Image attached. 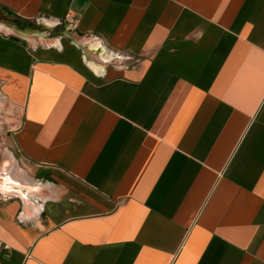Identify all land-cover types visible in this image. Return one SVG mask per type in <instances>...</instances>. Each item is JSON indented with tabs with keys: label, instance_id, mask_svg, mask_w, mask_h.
<instances>
[{
	"label": "crops",
	"instance_id": "1",
	"mask_svg": "<svg viewBox=\"0 0 264 264\" xmlns=\"http://www.w3.org/2000/svg\"><path fill=\"white\" fill-rule=\"evenodd\" d=\"M0 25V264H264V0H0Z\"/></svg>",
	"mask_w": 264,
	"mask_h": 264
},
{
	"label": "rangeland",
	"instance_id": "2",
	"mask_svg": "<svg viewBox=\"0 0 264 264\" xmlns=\"http://www.w3.org/2000/svg\"><path fill=\"white\" fill-rule=\"evenodd\" d=\"M5 111L0 113V163L1 159L3 158L2 156L4 155V149L5 145L2 142V137H5L8 132L7 130L10 128V124L12 122L13 117H11V112H10V107H4ZM21 168H25V164L21 163Z\"/></svg>",
	"mask_w": 264,
	"mask_h": 264
},
{
	"label": "snow or ice",
	"instance_id": "3",
	"mask_svg": "<svg viewBox=\"0 0 264 264\" xmlns=\"http://www.w3.org/2000/svg\"><path fill=\"white\" fill-rule=\"evenodd\" d=\"M3 27H4L3 25H0V29H3Z\"/></svg>",
	"mask_w": 264,
	"mask_h": 264
}]
</instances>
